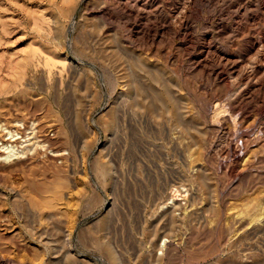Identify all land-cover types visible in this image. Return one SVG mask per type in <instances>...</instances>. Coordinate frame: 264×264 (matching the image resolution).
Listing matches in <instances>:
<instances>
[{"label":"rangeland","instance_id":"374dc122","mask_svg":"<svg viewBox=\"0 0 264 264\" xmlns=\"http://www.w3.org/2000/svg\"><path fill=\"white\" fill-rule=\"evenodd\" d=\"M5 129L0 264H264V0H0Z\"/></svg>","mask_w":264,"mask_h":264},{"label":"bare ground","instance_id":"6f19581e","mask_svg":"<svg viewBox=\"0 0 264 264\" xmlns=\"http://www.w3.org/2000/svg\"><path fill=\"white\" fill-rule=\"evenodd\" d=\"M4 132H5L6 141L4 143H1L0 146V151L2 152L0 156V160L4 162H10L13 159L24 156L26 152L30 150V148H27L26 145H24L23 143H21L20 145L13 144V142L18 138V134L16 131L5 129ZM172 194H176V193H172ZM115 260H117V258H115ZM113 264H118V263H113Z\"/></svg>","mask_w":264,"mask_h":264}]
</instances>
